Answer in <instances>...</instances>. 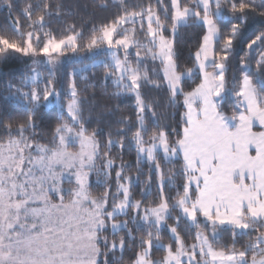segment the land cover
Returning <instances> with one entry per match:
<instances>
[{
    "label": "snow or ice",
    "instance_id": "6c2138e0",
    "mask_svg": "<svg viewBox=\"0 0 264 264\" xmlns=\"http://www.w3.org/2000/svg\"><path fill=\"white\" fill-rule=\"evenodd\" d=\"M96 7L114 12L78 25L63 19L62 0H0V61H28L19 84L7 81L20 111L0 108V264H264V0ZM249 25L258 31L229 79ZM193 27L182 63L178 38ZM70 56L78 66L66 67ZM98 67L115 96L134 100L135 120L107 133L84 116ZM145 87L165 91L169 106L183 98L180 127L169 131ZM53 102L57 122L46 125Z\"/></svg>",
    "mask_w": 264,
    "mask_h": 264
},
{
    "label": "trees",
    "instance_id": "16d2710c",
    "mask_svg": "<svg viewBox=\"0 0 264 264\" xmlns=\"http://www.w3.org/2000/svg\"><path fill=\"white\" fill-rule=\"evenodd\" d=\"M18 7H22L27 0H16ZM102 0H62L64 8L70 13L66 15L63 19L68 21H75L78 25L84 21L90 20H100L107 16H110L114 9L101 10L96 7L98 3ZM8 12L7 9H0V29L8 27ZM15 13H13V18ZM26 24V21H22ZM86 28L90 24L84 25ZM53 27L57 30L59 25L53 21ZM258 29L254 25H249L243 30L241 36L238 38L239 42L236 45L232 59L228 66V76L231 79L236 68L238 67V62L240 56L244 55V45L253 36ZM198 29L189 28L181 29V34L178 38V49L180 52L181 62L183 63L188 55L189 48L195 45L197 39ZM194 50V47H193ZM28 63L26 59L23 58H11L7 61H0V108L12 109L14 113L19 112L20 109L14 103L13 100L7 97L9 89L7 88V81L10 78L13 79L14 84H19V77L25 71V65ZM79 58L70 56L68 61H66V67L71 68L73 66H78ZM43 71L44 69H40ZM96 72L95 77L92 78L91 83L93 87L88 88L87 92L82 93L88 97L87 102L84 104V116L88 120V129L92 131L93 129H99L102 133H107L109 129L115 131L117 128V120L122 116H130L131 119L135 120V109L134 100L131 97L114 95L116 92V87L111 83L110 80L105 81L103 78L104 69L98 67L94 69ZM198 82V81H197ZM186 90H190V86H194L191 81L187 82ZM143 94L147 100H150L157 104V112L164 118L163 122L169 126V131L173 127H180L179 120L181 113L185 112L186 109L182 106V97L180 102L176 106H169L167 104L166 92L163 90H157L151 87H145L143 89ZM233 99L231 96L225 97L222 101V110L226 114L231 115L233 109ZM59 109L55 106V103L50 104L47 108L43 110L42 119L45 121L46 125L54 126L57 122ZM259 128H254L258 130ZM134 130V129H133ZM130 135V134H129ZM102 140H106V136L99 137ZM175 139V136L172 137ZM116 149L113 150V154H116ZM135 157L134 147L128 146L124 151V159L129 160ZM182 162V160H181ZM99 163V161H98ZM119 163V160H117ZM168 167H172L169 165ZM177 169L180 168V164L175 165ZM132 174V173H129ZM94 180L97 181V177L91 176V191L93 195H99L103 192V188L100 187ZM178 182H182V178L178 177ZM135 198L139 199V187L134 189ZM183 230V227H182ZM166 239V237H165ZM227 239V237H225ZM127 256V254H126Z\"/></svg>",
    "mask_w": 264,
    "mask_h": 264
},
{
    "label": "crops",
    "instance_id": "0c3cea01",
    "mask_svg": "<svg viewBox=\"0 0 264 264\" xmlns=\"http://www.w3.org/2000/svg\"><path fill=\"white\" fill-rule=\"evenodd\" d=\"M255 128H259V125L257 124V125H255ZM253 154H254V152H253Z\"/></svg>",
    "mask_w": 264,
    "mask_h": 264
},
{
    "label": "rangeland",
    "instance_id": "374dc122",
    "mask_svg": "<svg viewBox=\"0 0 264 264\" xmlns=\"http://www.w3.org/2000/svg\"><path fill=\"white\" fill-rule=\"evenodd\" d=\"M181 160H182V157H181ZM92 176H94V175H92ZM94 182H96V180H94ZM65 186H67V185H65Z\"/></svg>",
    "mask_w": 264,
    "mask_h": 264
}]
</instances>
